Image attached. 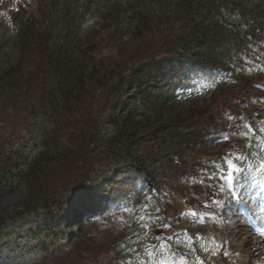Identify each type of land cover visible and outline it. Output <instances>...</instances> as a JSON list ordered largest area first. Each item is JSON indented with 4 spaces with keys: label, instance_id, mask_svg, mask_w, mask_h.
Listing matches in <instances>:
<instances>
[{
    "label": "trees",
    "instance_id": "1",
    "mask_svg": "<svg viewBox=\"0 0 264 264\" xmlns=\"http://www.w3.org/2000/svg\"><path fill=\"white\" fill-rule=\"evenodd\" d=\"M125 2L128 4L127 9H130L127 14L131 20L127 29H132L134 38L145 37L147 40L141 49L142 53L160 41L166 46L171 40L169 42L174 43L176 51L194 58L200 45H207L212 39L219 38L223 43L219 42L216 47L209 46L210 52L204 58L206 61L216 59L212 54L216 50L219 66L228 65L238 46L228 51L224 46L226 42L230 49L237 42L241 44L244 38L252 36L236 35L234 40L237 42L234 43L223 33L221 12L223 7L229 6H237L248 15V24L256 25L259 37L264 38V6L259 9L258 3L254 5L258 6L257 16L250 12L252 8L242 0ZM106 16L112 18L114 14ZM116 19L113 17L114 21ZM108 24V27L104 26L106 30H101L93 38L96 40L88 45L87 53L81 51L82 44L70 49L73 54L76 50L79 52L80 60L76 65L69 61L71 58L68 53L63 60H59L56 54L39 45L30 46L29 49L20 47L18 59L14 63L0 65V110L4 109V115L6 110L18 108L21 109L18 120L22 121L32 114L30 110H43L48 119L47 127L40 136L38 151L27 155V159H21L17 151L10 148L9 135L3 134V141H0V194L11 185L6 179L12 173L24 180L26 189L35 196L42 191L47 174L53 170H72L78 165L79 171L85 176L96 162L101 161H108V168L114 164L130 165L154 180L155 165L160 164L161 168L172 165L174 156L182 157V145L191 149L190 140L196 133L191 129L194 122L188 123L186 120L192 113L196 114L198 109L192 106L177 110L175 114H166L172 112L166 103V95L157 91L156 85L143 84L145 80L151 82L155 79L143 76L139 68L129 75H123L128 57L123 56L122 52H126L128 46L119 49L109 44L112 34L108 28L114 25ZM161 37L167 39L162 40ZM94 45H102L103 54ZM27 53L34 54L37 61ZM52 58H56V61ZM137 60L134 59V62ZM61 62L72 65L62 66L64 69L54 67ZM130 90H134L133 95H130ZM100 98L107 104L101 102ZM184 111L185 114H181ZM83 185L81 181L75 187ZM41 199L47 200V197ZM59 203V199L53 195L44 201L42 208L47 218L52 219L54 212L60 211ZM84 239L87 240V237ZM79 250L73 247L70 253H66L53 249L51 253L46 249L47 256L38 264H70L82 256ZM89 253L86 250L84 254Z\"/></svg>",
    "mask_w": 264,
    "mask_h": 264
},
{
    "label": "rangeland",
    "instance_id": "2",
    "mask_svg": "<svg viewBox=\"0 0 264 264\" xmlns=\"http://www.w3.org/2000/svg\"><path fill=\"white\" fill-rule=\"evenodd\" d=\"M13 1L14 0H11L9 3L4 2V5L8 4L6 7L12 8ZM34 2L35 0L28 1V11L30 8V10L34 8ZM115 11L116 8L114 9V12ZM116 13L121 16V10L116 11ZM0 22L4 23V20L1 18ZM80 23H82L81 28H84L86 23H84L83 18L80 19ZM87 26H91V23H88ZM128 26L125 24L122 25V28L119 26L121 29L113 32L112 38L109 39V41H111L109 44H111V46H118L119 49L128 46L126 52L123 51L122 55L126 57L131 56L133 60L142 54V50L140 52L136 50L138 53L133 55L129 54V50L131 53L138 47L144 46L147 40L145 37L134 38L132 29H127ZM4 28L6 30L10 29V27ZM6 37L8 39H12V36L9 34H6ZM1 39L2 35L0 34V40ZM8 39L5 40L6 46L4 45V48L0 51V65L2 64L3 66L14 63L16 59V54L14 50L11 49L12 42H8ZM165 39L167 38H163L162 40ZM95 40L96 39H94L92 43ZM160 45L161 41L156 46L152 45V48L145 54L146 59H151L156 56L157 58H161L164 54H169L170 49L168 52L165 50L158 53L157 49L160 47ZM96 47L98 48V51L103 54L102 45H98ZM137 62L139 61L131 63L130 65H134ZM244 68L246 69V64H244ZM228 82L230 85L228 84L224 86L230 88V90L224 91L226 94L236 92L240 87L241 80L234 81V79L229 78ZM261 86L262 85L259 83H254L252 89L258 91V88L261 89ZM226 94L221 96L216 95L214 97V102L217 99L219 100L224 98ZM108 96L112 98L111 95L108 94ZM203 101L204 100L196 102L199 106L204 104L202 103ZM211 102L212 101H207L206 103ZM182 106H186V104H182ZM0 111L2 112V117L0 118V141H3V134H9L12 130H15L17 131V136H15L12 140L18 139L22 143L28 145V147L30 146V151L34 149L33 147L36 146L38 141L37 136L39 135L40 130L45 126L43 123H41L42 119H35L34 115L30 114L26 119L20 121L18 120L16 114H13L11 117H9L4 116V109ZM172 111L173 112H168L166 114H175V107L172 109ZM1 121H3V123ZM221 139L222 138L213 143L211 146L217 147L221 145L224 142L223 140L220 141ZM95 168L98 169L99 172L102 171V169H99L97 166ZM79 169L80 167L78 165H76L72 170L71 168H65L63 170L55 169L51 173H48L47 178L45 179V187L47 191L50 192V195H47V198H50L52 195L61 198L63 195H65V199H67L64 220L67 219V211H69L74 204L79 202V194H70L71 188L74 187L80 178H82ZM116 170L120 172L119 177L113 180L110 185L105 187L106 191L104 190L102 192V195L108 196L113 202H116L118 199L116 194H118L122 189L120 184L122 185L124 183H130L132 185L133 180L135 181V185H137L139 188H143L146 184V181L143 179V177L139 178L135 171L128 166H121L116 168ZM108 175H111V173L106 172V177ZM224 179L225 178L223 177L221 180L220 189L221 191L226 192L228 189ZM233 179H238L239 181L235 193L239 194V196L246 202V207L250 214L249 217L255 223L258 233H255L253 229L247 226H241L243 223H245L243 217H237L236 219L238 220L236 222H233L234 219H227L230 218L228 216L233 210L231 208V211L226 213L224 212L227 208L226 206L229 204L227 201L232 200L233 192H229L228 194L225 193V199L223 203H221L219 208L212 212V217L208 220V222L200 225V231L202 234L199 238L190 243L189 241L185 242V239L182 238L181 234L190 228V226L187 224V229L182 228V230L179 231V234L176 233L166 238L164 243L166 245V251H162V254L174 255L176 257L174 262L179 261L181 258L185 263L190 264L192 256L188 254V251L193 248L194 250L199 249V253L208 254L210 256V260L215 261L216 264H264V163L251 166L246 169H240L233 175ZM6 180L8 183H12V185L9 189H5L4 192L0 194V222L7 221V226L0 233V264H28L40 254L39 251L33 250V246L35 245L34 237L35 235L43 234L46 228V222L44 221L41 209H36L35 204H31V202H29L30 200H27L32 194L29 189H26L24 180L19 179L18 176H14L13 174L10 175V177ZM103 180L105 181V178ZM32 191L34 192L35 190L33 189ZM22 204L25 208L22 211L25 213H27L26 211H33L27 214L23 212L15 214V209L22 208ZM30 204L35 209H30L28 207ZM235 210L236 212H239L236 206ZM145 218V215L136 217V219L133 220L129 225L124 222L116 221L114 226L116 229H130V236L124 241V248L118 251V253L129 251L130 253H123L121 255L131 257L134 261V264H157V261L154 260V258L158 255V251L155 252V256H153L151 253H147L145 244L149 240V229L157 227L158 223L152 217L146 221ZM90 223V221L84 223L81 229H79L77 226H74L70 231L73 233H77L80 230L86 231L96 234L100 238L112 237V235L110 236L109 232L104 230V228L109 229L110 227H103L101 226L103 225L102 223H100V226H96L94 223H91L92 225H90ZM88 227L90 229H88ZM113 230L115 231L114 228ZM69 235L70 233L67 234V236ZM178 235L181 237L179 240H172ZM158 240L162 241V238H156L154 241ZM61 241L65 242V240L62 239ZM167 241H169V243L172 241L174 247H171ZM240 241L243 242L241 246L242 251H235L236 249L233 247V245ZM125 248L129 249L124 250Z\"/></svg>",
    "mask_w": 264,
    "mask_h": 264
}]
</instances>
